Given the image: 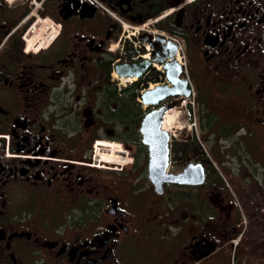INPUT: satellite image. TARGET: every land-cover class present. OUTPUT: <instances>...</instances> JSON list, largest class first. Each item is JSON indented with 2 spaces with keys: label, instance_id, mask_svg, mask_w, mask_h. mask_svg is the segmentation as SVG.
<instances>
[{
  "label": "flooded vegetation",
  "instance_id": "obj_1",
  "mask_svg": "<svg viewBox=\"0 0 264 264\" xmlns=\"http://www.w3.org/2000/svg\"><path fill=\"white\" fill-rule=\"evenodd\" d=\"M45 16L54 32L28 35ZM175 35L193 99L144 105L132 91L169 85ZM120 64L133 67L119 74ZM166 105L184 116L171 129V173L199 163L204 180L159 194L139 127ZM98 138L122 142L98 149L107 163L130 164H85ZM241 225L264 243V0H0V264H129V242L178 238L162 264H225L217 244Z\"/></svg>",
  "mask_w": 264,
  "mask_h": 264
},
{
  "label": "water",
  "instance_id": "obj_2",
  "mask_svg": "<svg viewBox=\"0 0 264 264\" xmlns=\"http://www.w3.org/2000/svg\"><path fill=\"white\" fill-rule=\"evenodd\" d=\"M170 51V55L174 52ZM146 64V60L140 61L134 64V70L129 74L136 73L139 75L142 68ZM116 67L119 74H125L124 67H133L131 65H123ZM167 68V77L172 83V86L157 85L152 89H146L141 93V99L143 103L157 104L159 100H162L166 96L173 94H189V89L184 79L179 78V66L172 58L170 62L165 64ZM171 105L161 106L154 108L147 112L141 122L140 132L142 134V140L148 145V174L153 181L155 190L157 192L162 191V183L164 181H177V182H190L200 183L203 180V173L200 168L194 174L191 172L190 167L184 169L182 173L173 175L166 173V167L168 165V133L165 130L159 128L161 122V116L165 109ZM206 254L208 251L205 252Z\"/></svg>",
  "mask_w": 264,
  "mask_h": 264
},
{
  "label": "rangeland",
  "instance_id": "obj_3",
  "mask_svg": "<svg viewBox=\"0 0 264 264\" xmlns=\"http://www.w3.org/2000/svg\"><path fill=\"white\" fill-rule=\"evenodd\" d=\"M131 26L132 25L129 24V23L126 25L127 28L131 27ZM135 26L137 28H139V26H137V25H135ZM34 27H35V29L33 28L32 31L28 32V35L34 34V32L39 30V29H41L39 31L40 34H41L43 30H47L50 27H52L50 29L49 33H48V35H50L51 32H54V29H56L58 27V25H57V23H55L54 21L52 22L48 17L45 16V17L37 18V20L35 21ZM37 33H38V31L36 32V34ZM40 34L36 35V36H33L31 38L30 46H32L33 43L36 42L37 40L41 39V35ZM44 40H42V41H44ZM44 45H46V43L42 44V46H44ZM31 50L34 51V47ZM173 111L177 112L178 117H181L184 120L183 111H182V108H180V106L175 107L173 109ZM170 113H172V112H170ZM182 119H179V120H180V122H182V124H184ZM185 124H186V126L183 129H178L176 131V134H177L178 137L180 136V133L182 131H187L188 132L187 123H185ZM177 125L179 126L181 124L176 121L175 126H177ZM194 125L196 127H199L198 126L199 125L198 121H196L193 124L192 132L194 133V135H199V137L201 138V134H202L201 131L198 128H194ZM209 138L213 139V134ZM100 140H108V141H111V142H102L100 145L96 146L95 158L97 160L101 161L98 164H94V165H98L97 169L107 170V169L112 168L113 171H119L121 166L129 165V163L131 162L130 155H128L127 157H124L127 160H125V162L122 163L123 165L122 164L120 165L118 163H110L109 164L107 162L110 161V159H111L110 156L107 157L104 154L99 155L98 149L101 148L105 143H112V144H115V145H116V143L117 144H120V143L122 144V142L120 140H110V139H104V138H101ZM203 148H204V152L208 156V158L214 162V157L212 155V152L207 147L205 142H204ZM215 149L218 150L217 152L220 151L218 146H216ZM116 152H118L117 149L114 150V154ZM91 154L92 153H90V156H91L90 160L86 161V163H85V164H88V166H91L93 159H95L94 156H92ZM93 163H94V161H93ZM115 167H117V168H115ZM173 169H174V166L170 162L169 165H168V170L169 171H173ZM146 183H148V182L146 181ZM166 186H169V185H166ZM169 189L170 188L167 187V190H169ZM167 196H168V192L166 191L165 194L162 197H163V199H167L166 198ZM241 227L243 228V225H241ZM172 228H174V230L176 231L175 227H172ZM239 230H240V228H239ZM170 232L172 233L171 230H170ZM238 237L234 241H231V240L229 241L228 239H225V240H221L217 244L219 249L220 250H224V252H225V253H223L225 264H249L247 261H248V254L251 252V250H250L251 249V244L247 242L248 240L241 241L240 239H238ZM182 240L180 238H178L176 241L173 240L170 243H164V244L163 243L154 242L152 244L149 243L148 246H146L147 244H145L143 247H140L139 244L135 245V244H132L131 242H129V249L125 253L124 259L129 264H162L164 262V260L162 258V255L164 254V250L172 251L175 247H177V246H179L181 244ZM236 241H238V243L234 245L233 243H235ZM169 247H170V249H168ZM209 250H211V249H209ZM144 257H145V260L143 259ZM202 264H207V263L203 262Z\"/></svg>",
  "mask_w": 264,
  "mask_h": 264
},
{
  "label": "trees",
  "instance_id": "obj_4",
  "mask_svg": "<svg viewBox=\"0 0 264 264\" xmlns=\"http://www.w3.org/2000/svg\"><path fill=\"white\" fill-rule=\"evenodd\" d=\"M135 87V83L130 87L131 90ZM133 95H136V92L132 91ZM129 98L132 99L133 96L129 95ZM248 240L247 242L251 244V252L248 254V263L249 264H257L258 260L264 258V243L262 241L255 242L252 239V236H248L247 238L244 237V241ZM255 242V243H254Z\"/></svg>",
  "mask_w": 264,
  "mask_h": 264
},
{
  "label": "bare ground",
  "instance_id": "obj_5",
  "mask_svg": "<svg viewBox=\"0 0 264 264\" xmlns=\"http://www.w3.org/2000/svg\"><path fill=\"white\" fill-rule=\"evenodd\" d=\"M123 80V79H122ZM124 81V80H123ZM153 86V85H152ZM172 112V113H170ZM177 119H176V112L173 111V110H168L166 113H165V116H164V121H163V125L162 127L166 130H169L171 129L174 124L176 123ZM173 129V128H172ZM105 142H111V141H105Z\"/></svg>",
  "mask_w": 264,
  "mask_h": 264
}]
</instances>
